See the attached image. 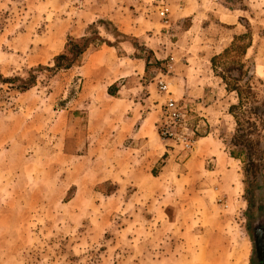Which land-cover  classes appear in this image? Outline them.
<instances>
[{
    "label": "rangeland",
    "instance_id": "374dc122",
    "mask_svg": "<svg viewBox=\"0 0 264 264\" xmlns=\"http://www.w3.org/2000/svg\"><path fill=\"white\" fill-rule=\"evenodd\" d=\"M247 30L264 91V0H0L3 78L99 38L24 93L0 85V264H254L264 168L228 157L234 99L209 66ZM119 75L150 85L133 137L104 92ZM165 98L194 131L189 152L158 138Z\"/></svg>",
    "mask_w": 264,
    "mask_h": 264
},
{
    "label": "trees",
    "instance_id": "16d2710c",
    "mask_svg": "<svg viewBox=\"0 0 264 264\" xmlns=\"http://www.w3.org/2000/svg\"><path fill=\"white\" fill-rule=\"evenodd\" d=\"M233 0H225L232 3ZM99 41L97 34L93 38H81L78 41L68 39L64 53L52 58V67L37 66L26 77L0 75V85L24 93L35 85L33 71L53 73L74 66L89 46ZM251 44L249 30L245 34L233 36L230 45L220 54L209 60L210 71L219 80L226 95H232L234 104L227 108L234 130L229 141L231 150L228 157L239 161L241 156L248 160L247 171L255 175L264 168V91L262 82L249 70L244 56Z\"/></svg>",
    "mask_w": 264,
    "mask_h": 264
},
{
    "label": "crops",
    "instance_id": "0c3cea01",
    "mask_svg": "<svg viewBox=\"0 0 264 264\" xmlns=\"http://www.w3.org/2000/svg\"><path fill=\"white\" fill-rule=\"evenodd\" d=\"M140 62V64L137 65V73L135 74L136 77L138 75L139 80L144 74V62ZM122 78L123 76L119 75L113 81L106 83L104 92L107 98L114 99L118 103L116 116L120 115L122 120L126 122V127L128 126L129 128L127 137H133L134 134L141 131L137 128V119H139V115L149 108L146 103L150 98L148 96L150 93V85L147 84L142 87L140 84L136 83L133 86L129 84L132 82H126L124 85H121V83L124 82ZM120 79L121 83L119 85L116 84ZM142 91H145L148 97L140 96L139 94H141ZM117 95L120 97L115 98Z\"/></svg>",
    "mask_w": 264,
    "mask_h": 264
},
{
    "label": "built area",
    "instance_id": "2783aa9c",
    "mask_svg": "<svg viewBox=\"0 0 264 264\" xmlns=\"http://www.w3.org/2000/svg\"><path fill=\"white\" fill-rule=\"evenodd\" d=\"M162 17L163 13L160 12ZM157 91L167 95L166 85L158 81ZM181 106L170 98H165L160 106L159 119L157 121V135L161 142H171L180 147L182 151L189 152L194 144V131L188 126Z\"/></svg>",
    "mask_w": 264,
    "mask_h": 264
},
{
    "label": "flooded vegetation",
    "instance_id": "af4514ba",
    "mask_svg": "<svg viewBox=\"0 0 264 264\" xmlns=\"http://www.w3.org/2000/svg\"><path fill=\"white\" fill-rule=\"evenodd\" d=\"M254 248V264H264V211L260 207L249 220Z\"/></svg>",
    "mask_w": 264,
    "mask_h": 264
}]
</instances>
